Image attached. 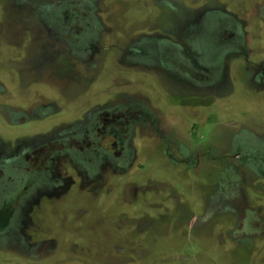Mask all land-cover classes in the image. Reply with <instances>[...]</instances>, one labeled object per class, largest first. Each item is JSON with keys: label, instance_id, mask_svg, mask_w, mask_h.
Wrapping results in <instances>:
<instances>
[{"label": "rangeland", "instance_id": "obj_1", "mask_svg": "<svg viewBox=\"0 0 264 264\" xmlns=\"http://www.w3.org/2000/svg\"><path fill=\"white\" fill-rule=\"evenodd\" d=\"M59 87L124 146L76 121L14 165V100ZM0 264H264V0H0Z\"/></svg>", "mask_w": 264, "mask_h": 264}, {"label": "flooded vegetation", "instance_id": "obj_2", "mask_svg": "<svg viewBox=\"0 0 264 264\" xmlns=\"http://www.w3.org/2000/svg\"><path fill=\"white\" fill-rule=\"evenodd\" d=\"M46 50V49H45ZM72 52V51H71ZM73 54V52H72ZM54 59L51 58L49 59L51 62H49L47 65L50 66L49 69V75L52 73H57L61 76H66L64 73H73L70 71L69 72V66L72 68L70 64H67L66 61H61L57 62V58L53 55ZM46 65V66H47ZM65 68H67L65 70ZM62 69V70H60ZM63 78V77H62ZM63 87H59V90L57 92H50L49 96L47 97V94L44 93H49L47 89L44 87V93L42 92V89L40 90V93H35L36 90H33L34 94H30V98L25 101L24 107L22 109H18L16 105V101L14 100L13 105H12V112H11V117L12 120L11 123L13 122V128L21 126L19 130H14L12 128V134L15 137H23L25 138L26 141L22 144V146H17L16 143L13 144V150L9 148V151L7 154L12 155V162L15 165L17 162V156L21 155H35L37 158H42L40 155L41 153H45L46 155L50 153V151L55 150L57 146V140L60 138H63V136L66 137H71V136H77L81 132V135H84L82 131L86 128V130H90L89 124H85L84 126H80L78 124L82 123L80 121H101L99 122L100 127L97 129L99 132V137L94 136L93 140L96 141L99 144L104 143V141L109 142V146L106 147L107 151H110L111 153H116L119 150L122 149V147L125 144L126 138L129 135V124L128 121H131L130 117L127 118V115H124L123 120L120 121V127H115L110 123L109 113L108 111L102 110L100 111V116L98 117L96 114H92L89 116V118L85 119H79L80 117L78 116V113L81 111H77L76 109L70 108L72 103H74L75 99L70 98L69 96H65L62 89ZM66 88H72V87H66ZM35 98L36 102H33V98ZM25 98V97H24ZM39 98L41 101H39ZM27 101L31 102L30 104H27ZM78 102L74 106L77 105ZM86 105H82L83 108V114H85ZM105 105V104H104ZM61 106V107H60ZM55 107H58L57 111L55 110L53 114L49 115L48 113L50 111H53ZM63 108L70 109V114L68 116H65V118H56L53 120L55 117V113L58 112L59 110H62ZM86 108V109H85ZM89 108V107H88ZM88 115H90L91 112L87 111ZM57 115V114H56ZM94 115V116H93ZM53 116V117H52ZM129 116V115H128ZM52 117V118H51ZM136 118L139 119V121H142V118L139 115H135ZM31 121H39L41 123L42 121H49L47 125L42 122V124L38 125V128L36 126L29 127V124ZM56 121L67 123L68 125L64 127V132L63 129L58 130L54 129V126ZM76 121H79L78 123ZM104 124H108L106 127L101 129V127ZM60 125V126H61ZM33 128V133H30L29 130ZM85 130V131H86ZM141 131V130H139ZM53 133L49 135V133ZM83 133V134H82ZM63 135V136H62ZM80 135V136H81ZM46 136V137H45ZM15 142V141H14ZM112 149V151L109 149ZM8 150V149H7ZM5 150V151H7ZM21 152V153H20ZM22 156V157H23ZM24 158V157H23ZM53 164H56V161H52Z\"/></svg>", "mask_w": 264, "mask_h": 264}]
</instances>
